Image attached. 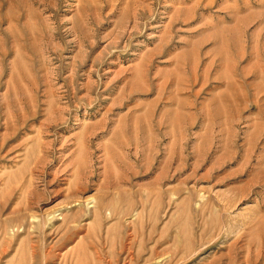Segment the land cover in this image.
<instances>
[{
	"label": "rangeland",
	"instance_id": "374dc122",
	"mask_svg": "<svg viewBox=\"0 0 264 264\" xmlns=\"http://www.w3.org/2000/svg\"><path fill=\"white\" fill-rule=\"evenodd\" d=\"M0 264H264V0H0Z\"/></svg>",
	"mask_w": 264,
	"mask_h": 264
},
{
	"label": "bare ground",
	"instance_id": "6f19581e",
	"mask_svg": "<svg viewBox=\"0 0 264 264\" xmlns=\"http://www.w3.org/2000/svg\"><path fill=\"white\" fill-rule=\"evenodd\" d=\"M33 247V246H32ZM34 252V251H33ZM32 255H33V253H32Z\"/></svg>",
	"mask_w": 264,
	"mask_h": 264
}]
</instances>
